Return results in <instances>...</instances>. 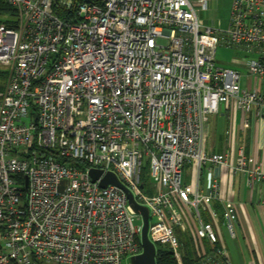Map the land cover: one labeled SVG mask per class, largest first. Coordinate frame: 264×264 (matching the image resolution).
I'll list each match as a JSON object with an SVG mask.
<instances>
[{"label": "built area", "instance_id": "built-area-1", "mask_svg": "<svg viewBox=\"0 0 264 264\" xmlns=\"http://www.w3.org/2000/svg\"><path fill=\"white\" fill-rule=\"evenodd\" d=\"M4 1L17 26H0V264H131L142 253V215L91 168L116 173L148 207L149 238L179 264L177 229L190 232L196 264H233L215 223L235 237L236 206L220 216V184L204 193L183 176L186 164H212L264 181V159L250 165L241 147L231 164L205 146L221 105L264 119V92L216 59L219 46L241 50L232 62L264 77V0H232L229 25L204 31L211 0H60L69 19L56 0Z\"/></svg>", "mask_w": 264, "mask_h": 264}, {"label": "crops", "instance_id": "crops-1", "mask_svg": "<svg viewBox=\"0 0 264 264\" xmlns=\"http://www.w3.org/2000/svg\"><path fill=\"white\" fill-rule=\"evenodd\" d=\"M215 2L211 0L209 7ZM227 2L231 11L232 0ZM236 51V57L244 54L241 50ZM231 64L242 73L244 87L264 92V77L257 79L247 73L245 66L232 61ZM206 134L207 151L228 154L231 164L237 160L241 147L250 165H257L264 159V119H253L232 105H221L219 112L210 116ZM209 138L210 144L207 143ZM183 180L204 193L214 181L220 184V197L214 201V207L222 214L223 206L231 202L238 214L235 237L228 234L221 222L215 223L220 243L226 247L233 264H264V181L249 184L240 170L232 171L230 167L212 164L199 169L195 163L186 164ZM203 216L205 220H212L206 212Z\"/></svg>", "mask_w": 264, "mask_h": 264}, {"label": "trees", "instance_id": "trees-1", "mask_svg": "<svg viewBox=\"0 0 264 264\" xmlns=\"http://www.w3.org/2000/svg\"><path fill=\"white\" fill-rule=\"evenodd\" d=\"M74 2H84L86 0H73ZM92 2H96L99 4L103 3V0H90ZM54 10L57 14H59L62 18L69 19L73 17L70 9L64 6L60 0H56L54 4ZM8 14L10 18L0 19L1 27H16L17 26V9L5 2L4 0H0V15ZM5 76L8 77V73H5ZM4 86H0V91L3 90ZM146 182L144 181V185ZM222 215V214H220ZM205 218V217H204ZM209 221V220H206ZM177 234L182 244V259L183 264H196L198 262L197 252L195 250L192 237L190 232H182L180 229H177ZM157 254H156V262L157 264H179L177 259L174 256L173 250L167 244L157 243L156 245Z\"/></svg>", "mask_w": 264, "mask_h": 264}, {"label": "rangeland", "instance_id": "rangeland-1", "mask_svg": "<svg viewBox=\"0 0 264 264\" xmlns=\"http://www.w3.org/2000/svg\"><path fill=\"white\" fill-rule=\"evenodd\" d=\"M213 6L209 7L207 10H203L199 15L204 22V27L202 31L205 30L206 26H217L219 25V21L221 22V27L226 28L229 25L230 21V5L227 0H216ZM17 17V16H16ZM11 17L8 14L0 15V19H7ZM237 54L235 49H231L226 46H219L217 50V63L222 66H231L232 58ZM4 66L0 68V86H4L7 82V77L5 76ZM207 140V138H206ZM208 144H210V138L208 139ZM142 180L146 182L147 187L150 184V163L149 159L144 158L143 160V168H142ZM142 222V219L136 217V223ZM182 232H186V230L181 229ZM130 258L126 257L124 259L123 264H129Z\"/></svg>", "mask_w": 264, "mask_h": 264}, {"label": "water", "instance_id": "water-1", "mask_svg": "<svg viewBox=\"0 0 264 264\" xmlns=\"http://www.w3.org/2000/svg\"><path fill=\"white\" fill-rule=\"evenodd\" d=\"M90 174L94 181L98 179L100 180V185L102 187H105L108 184H114L121 187L127 193L129 203L131 204L134 211L138 214H141L143 217V228L141 232V244L143 250L142 253L131 257V264H157L156 245L148 236V228H149L148 207L136 201L133 194L130 192L127 186L119 179L116 173L109 171L102 176L103 174L102 169L91 168Z\"/></svg>", "mask_w": 264, "mask_h": 264}]
</instances>
